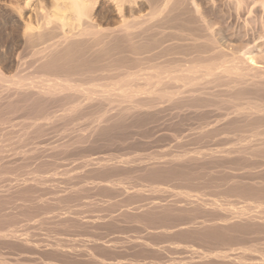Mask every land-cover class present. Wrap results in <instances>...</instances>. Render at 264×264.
Segmentation results:
<instances>
[{"label":"bare ground","instance_id":"6f19581e","mask_svg":"<svg viewBox=\"0 0 264 264\" xmlns=\"http://www.w3.org/2000/svg\"><path fill=\"white\" fill-rule=\"evenodd\" d=\"M28 1L30 2V0H27V2ZM246 1L250 2V0H237L236 9H240L244 6ZM258 1L259 0H251L250 3H247L246 6L249 8L250 14L252 12L250 9L251 6L253 4L255 5ZM50 2L52 4L50 7L53 8L54 11L53 16H55L54 18L50 17L52 25H49L50 27L44 26L41 30L37 29V27L32 29L31 27L33 26L31 25L30 28L34 30V32L32 31V33H30L29 31V34H26L28 36H26L24 42V44L27 42V46H32V48H28L33 52L31 55L36 54L37 56V61H32L38 62L37 67L40 74H38V71L37 74L39 76L32 79L23 71V73L26 74L25 77L22 76L23 73L18 75L17 72V76L14 74L13 77L15 76L18 78L6 79L4 77L5 75L0 73V133H2V135H0L3 138L2 141L0 136V141L3 142L0 143V206L3 207V205H5L4 203L8 200L9 204H13L12 202H15L17 198L18 201L19 198H22L24 201L31 202L28 200L34 199L40 191L43 193H40V196L46 199L45 192L42 191L48 190L49 193H47L46 196L51 194V197L48 195L47 199L52 198L53 200L51 201H58V205L55 203H51L50 205L48 204L50 202L47 200H40L39 198L38 200L41 201L40 203L32 199L33 202L38 203L36 205H33L32 202L30 204L25 203L21 201V199L20 202L22 203H19L20 206L13 204L12 210L15 207H20V209H22H19L20 211L14 209L15 214L16 212H22L25 214L24 218L27 217L26 219L30 221L32 218H37V213L42 214L46 210L51 211V209L49 208L48 210L47 207H51L52 209L54 207V211H56V209L60 207V200L63 199L69 198L68 200L73 202V208L75 209V207H77L74 212H77V210L80 211L78 209L79 207L83 210V208H86L85 202H83L84 205H82L81 201L76 202L75 200L74 202V200L70 198L80 199L82 196L81 198L83 199L86 195L83 197L84 194L82 195V193L88 190H97L93 191V195L96 192L98 193V190H101V192L107 191L105 195H102V200L104 196H106V199L110 197L107 196L109 193L113 196L116 194V196L115 198L111 196L112 199H105V202L101 200L105 215L106 212L111 211L112 205L115 207V203H118L117 206H121V210L118 209L120 210L119 213L117 212L118 214L114 211L117 217L131 218V220H134L132 218L138 217L134 220L137 221L138 225H141L138 219H144L145 222H142V225H145V229L141 225V230H138V232L141 233L143 230L145 236L143 233L142 237L138 236V232L134 235L135 237L137 236V239L133 236L130 237L131 234L125 236L126 234L124 235V233H122V228L125 227V231L127 232L128 227L122 224L121 221V223H116V221L115 223L117 225H124L123 227L120 225V230H117L116 233L114 232L115 235L121 234V236H114V238L103 240L102 237L106 235L105 238H107L109 236L105 234L107 233L106 231L109 228V224L108 226H103V224L107 225L108 221H110V223L113 221L111 220L113 212L110 215L111 217L108 215V218L104 217L105 219L101 213L97 212V217L102 216L101 218L105 220V222L101 220L103 223L102 225H99L101 222L95 219L97 217H91L95 215L92 211H99L98 209H92L94 205H96L95 208L98 207L102 209L100 205L97 206V202H95L94 205L91 203L95 200H92V197L98 195L96 193L94 196L91 195L92 197L89 196L90 203L89 201L87 202L92 207L91 210L88 206L87 209H85L88 213L85 212V210H83V215H80V213L78 215L77 213L80 218L81 216L86 218L87 214L90 216L91 211V216H88L86 220L74 217L73 215H76L74 212L71 213L73 216L71 217V215H69L71 205L68 207V204L66 207L69 211H66L65 214L57 212L58 210L56 212L53 211L54 214H52L50 218L59 220L57 223L61 225L60 231H58L59 238H56L57 235L53 233L55 237L53 240H49L48 237L39 239L38 236L36 237V231H31L32 235H29L30 228L35 230L36 227H33H38V224L45 222V218H47L48 215L47 217L44 215L45 218H37L38 220H33V222H28L27 220L23 222L18 214H16L18 217L14 214L17 217L15 221H17L19 225L17 223L15 225L19 226L18 228L15 226L9 228L7 225L4 226L3 223L0 222L2 224V229L0 230V246L2 249L7 247L9 251V248L20 251L19 253L13 254L9 252L13 257L0 258V264H40V262H38L40 260H49L51 262H41V264H59L60 261H69L71 264L73 262H84L85 264H264V67H262L263 65L260 67V64L257 65L256 63L257 61L263 60V58L256 61V59L253 60L254 57L252 55L246 58L236 51L227 50L226 46H223L222 43L215 38L213 35L214 31L212 32L211 30L212 28L209 27L207 23L205 24V17L203 16L204 19L203 17L201 18L202 15L200 16V14L197 13V10L194 8L195 3L193 4L192 0H51ZM241 2L244 3L242 4ZM98 3L102 4V13L98 10V12L94 11ZM260 6L263 9L264 0L260 2ZM36 9L38 10L39 7ZM44 10L45 9H43V11ZM106 14L107 17L114 16L112 21L114 18L116 20L113 21V23H109L110 17V19L107 20L108 23H105L102 20L107 18ZM37 15H35V18ZM40 16L43 17L41 13ZM103 16H105V18H103ZM48 19L46 22L44 20V22L47 23ZM67 23L70 24L66 25ZM72 24H74V28H72ZM249 24H251V22ZM27 25L28 24L25 26ZM64 25L71 29V31H69L65 27L67 29L66 32L69 31V34L63 31ZM35 28L37 30H35ZM72 29H74V31H72ZM47 35L49 38L46 37L47 39L45 40L44 37ZM36 45L40 46L37 48ZM20 56H18L17 59ZM22 69H24V66ZM48 74H52L54 77L52 75L49 77ZM55 105L61 106L59 112L55 110ZM18 112L19 114H25L28 118L31 116V120L29 119L30 121L27 122H24L26 120L18 122L17 124L20 125V128H18L19 131H15L13 128L17 120H14L22 118V116L21 118L18 117ZM15 113L17 117H11V115H15ZM87 115H90L91 118H87V121L92 124V126L89 124L90 128L85 126L87 125V121L84 122L86 120L84 117ZM79 116L84 118L82 119L84 121L81 120L83 124L85 123L83 127L90 130V133L87 130L88 137L82 134L84 131L76 132L72 129L74 128L73 126H70L71 129L68 126L69 132L74 131L75 133L71 132L73 135H71V141L65 142L66 138H64V136L66 129H63L64 125H67L65 122H76L78 124L80 123L77 119ZM57 120H59V122L60 120H64V122H61V127H63L59 132L61 134L63 133L61 131H64V135L61 134L57 136L58 132L55 133L56 135H51L50 133L52 132L53 134L55 132L50 129L55 126ZM153 120H156L154 122L155 124L158 120L157 126L159 125V130L156 126L153 130L157 129V134L160 131V135L155 136L157 140L154 143L159 147L162 145V143L158 141L159 138H157V136H160L164 141V148L158 147L159 150L161 149L162 151L160 150V152H158V148H156L155 153L153 152L154 155L146 156L145 154L147 153L145 152H138L139 154H137L129 150L132 154L134 153L138 156L133 157L128 151L129 153L127 154H130V156L125 159L123 158L125 156H121V154H124L122 151L118 156L120 159H118V157H114L117 156L116 153L114 154L111 152L114 154L112 155L110 151L106 152L109 148L102 147L106 154L103 152L97 155L93 153L95 150L91 152L92 149L86 148L88 146L85 144V138H87L90 143L89 137H92V140L97 137L95 140L97 142L98 137L101 138L102 136L103 138V135H107L109 132L111 133V131L114 132V129L116 131L117 129L121 130L123 126L126 127V124L129 125L125 130L129 129L130 131L132 126V132L135 131L133 127L136 128V125L143 122L146 124ZM74 123L71 125H74ZM149 126L153 128L152 125ZM77 127L78 126L75 128ZM83 127L79 129L82 130ZM136 130L137 131L133 133H141V131H138L139 129ZM56 131L58 130L56 129ZM48 132L51 136L60 137L59 139L55 137L58 143H61V139H64V143L58 146H52L53 144L50 143L52 145H49V147L47 145L48 140H46L47 146L45 147L43 145L44 149L38 148L40 147L38 144L29 147L33 142L34 144L39 142L37 137L40 139L42 138L41 136L48 134ZM126 132L127 131H124V134ZM131 132H127L126 134H130L131 136ZM126 134L125 136L119 135L125 138L128 136ZM31 135H33L35 139L30 138V141L36 140V142L33 141L27 148H23L22 143L28 139V136L31 137ZM115 137L118 139L117 136ZM115 137L112 139L115 140ZM136 138L137 137H135L134 140ZM144 138H146V140L148 139L147 134ZM139 139H137L138 143L141 141ZM125 140L123 141V139H121L118 144H125L126 148L129 144V140H131L133 144L136 143V140L133 142L134 140L132 138H128V141L126 140L127 142H125ZM149 140L151 141L153 138L147 140L150 146L152 141L149 142ZM95 141L93 140L92 144H94ZM82 142L85 144L83 145L84 148H82ZM99 142L103 143V141L100 140ZM144 142L146 141L144 140ZM86 143H88L87 140ZM110 143H112L111 140L107 145L109 146ZM143 143L142 141L140 142L143 147L141 145H135V151H137L139 147H147L149 149L147 143L146 145L145 143L143 145ZM118 144H112V147H119ZM133 144H131L130 147H132ZM155 144L153 146H155ZM55 145H57V143H55ZM72 145H75L72 150H79L81 148L85 151L86 148V151H89L87 153L88 156L92 154L86 159V156L84 157L86 154H82L79 159L77 158L79 155L77 156L78 153L76 151V158L80 160H78V162L75 160L76 158L69 153L73 160L69 161L68 158V163L71 162L72 164L75 160V163L78 162L75 165L78 164V167L80 166L77 168L79 170L78 172L82 170V173H80L84 174L83 169L84 171L86 170V172L89 173V176L86 173L89 178L91 173L94 172L93 174L95 175L91 176V178L94 177V180L98 179L95 178V176H98L96 173H98L100 175L98 180L100 181H91L90 183L89 181L91 179L88 178L84 179L89 180L88 183L85 182L84 184L83 179H80L79 181H82L78 184L79 182L77 179L81 174L77 173V169H75L76 171L73 170L75 167L73 166L74 164H72V173L74 174L75 172L76 174L73 176V174L71 175V171L65 170L67 167L66 161H57L55 160L57 158H52L55 157L53 155L50 159L47 158L49 154H56V156L59 154L66 155L68 151H71L70 147H72ZM95 147L97 148L99 146L96 145ZM123 147L124 146H122V148ZM130 147L128 149H130ZM117 149L119 150L120 147ZM117 149L115 150L117 151ZM176 149L178 151L173 153ZM99 150L100 149L97 150L98 153ZM117 152L119 153V151ZM43 153H49L47 157H45L47 159L43 158V160L40 158L44 155ZM140 153L146 157L152 156L151 158H153L154 156L158 158V160H151V158L145 160V157L144 160H140ZM161 153L163 154L162 157L160 155L157 156V154ZM62 156H60V159H62ZM143 156H141V158ZM166 156L168 157L164 158ZM138 160H140L139 163L145 161V164L148 163L147 160L150 161L146 165H130L132 162ZM32 163H36L35 167ZM141 164H143V162H141ZM30 165H32V169L30 168L31 170L26 167ZM46 165H48L49 169L50 167L54 169L51 168L50 171H53L50 174L44 175L43 172L45 171L42 172V170H45ZM226 165L227 167L230 165L234 172L232 169H229L230 171L224 170V174H222L219 169L218 174L215 171L212 172V175L214 173L218 175L216 178L215 176L206 174V172L210 173L211 171L206 168L224 166L222 169H225ZM82 166L83 169H81ZM86 166L89 167L88 170L85 169ZM133 167H136L138 170L134 171ZM227 167L226 169H228ZM20 168L24 169L22 170L24 171V175L27 171L28 174L31 175L27 176L26 173L25 177L24 175L20 177L22 175ZM129 168H131V170H129ZM197 168L203 169L200 172L201 177L199 174L195 175L198 176L199 180L202 178L203 182L200 183L197 177L195 179L194 176H192L193 173L197 171ZM13 169H19L20 173L17 172L16 174H12ZM55 169L57 173L60 172L58 170H61L62 176L60 177L59 175L60 178H58V181L59 179L61 180L59 183L55 177L58 175L55 174ZM120 170H127L128 172H120ZM132 170L135 172L134 178L132 176ZM205 170L206 172L204 173ZM11 171L12 173L10 174ZM7 173L10 175H7ZM124 173L125 176L129 173L126 176L128 181H130L131 176V178L135 179L136 173H138V175H142L145 178L141 177L143 178L141 181L146 180L148 182V177L150 179H157L158 177H162L163 179V177H167V180L158 178L153 181L156 180L155 182H160L162 180L161 182L166 183L172 181L171 187L170 185L168 187L175 190H178L179 186L181 188H183L182 186L185 187L184 190L175 191L166 187V184L164 185L165 187H161V185L163 186L164 184L161 183L155 184L158 186L153 185L154 187L149 185V190L148 186H145V184L142 186L141 184L138 185V187H144L142 189L133 188L130 187L133 185L132 182L135 183V180L140 182V177L139 179L136 178L134 181H131L130 185V183L125 180V176H123ZM119 174L121 176H119ZM201 174L205 175V181L204 176ZM101 175L106 176V178L101 177ZM109 175L111 177L114 175L118 179L114 177L115 180L109 181L107 180V176ZM168 176L171 177L168 179ZM176 176L180 178H176ZM207 176L208 179H206ZM73 177L74 179H72ZM84 177L85 175L81 178ZM120 177H122V179H120ZM223 177H225V179ZM180 179H182L184 183ZM71 180L75 181L72 182ZM174 180H179V186ZM191 180L194 181L193 184L196 185L195 188H197V185H201L203 187L201 190H204L206 185V193L211 191V187L214 189L217 186L214 181L218 180L217 183H220V185L215 188V192L212 189V192L219 194L220 192H216V190L219 189L218 191H221L220 188L225 186L222 190L224 198H228L231 192L238 193L239 195L241 194V198H246L247 196L248 198L245 200L242 198V202L239 201L241 200L240 196H236V198L233 199L234 201H230V199L221 201L220 198H222L221 196L223 195L220 197L216 195V198L214 195L210 194L212 192L209 193L210 195L199 194V190H197V192L195 191L196 189L193 190L197 194H193L190 192L193 185L190 183ZM220 180L227 181L225 183ZM49 181H54L51 184L53 186L54 183H61V190H56L55 187L53 188L52 186L46 185V182L50 184ZM64 181H71L72 185L70 183L67 185ZM122 181H127L129 186L126 185L127 182L123 185ZM180 181L182 182V186ZM206 182H208V184ZM213 182L216 186L213 185ZM174 183L177 189L172 188ZM211 183L213 186L210 187ZM222 183L223 185H221ZM136 186L137 185L134 187ZM13 187H15L14 190L12 189ZM63 187H65V189H63ZM67 187L69 189L68 191ZM186 190L190 191L188 192ZM10 191L13 192V194H11ZM61 191H63V194L60 193ZM146 191H149L150 194H147ZM200 193L202 192L200 191ZM9 194L11 196L13 195L12 200L15 201L10 200L11 197ZM16 194L18 197L15 199ZM164 194L168 197L172 196V199L170 198V201L162 200L167 199L164 197ZM227 194L228 196H226ZM52 195H54V198ZM117 195H120V197L123 196L122 199L125 200L122 201L125 204L121 202L122 205H120L117 201L120 197ZM156 195L162 196L156 199ZM132 197L135 203L138 202L136 197L148 198V200L145 201V199H142L144 204H142L143 201H139L140 203L137 204L140 205L136 206L134 202H129ZM116 198L117 202L113 200ZM150 198H154L153 200L157 202L151 200L152 202L148 205ZM237 198H239L238 201ZM158 200H161V202ZM107 203H109V205H107ZM126 203H128L127 207ZM130 203L135 206L129 208L128 206H130ZM52 204L57 205V208ZM63 204L65 205V203ZM236 204H239V206H236ZM104 206L110 207H105V209L108 208V210H105ZM122 206L125 208H122ZM2 207H0V209ZM67 208L65 209L67 210ZM41 209L45 210L40 212ZM61 209L62 208L59 210ZM64 211L65 210H63V212ZM7 213H9L7 215L8 221L4 223L6 224L8 222L12 225V223H10L12 219L9 220L12 213H10V210ZM31 213H34L35 216L29 215ZM48 213L49 212H47V214ZM66 214L70 217H64ZM180 216L181 218L183 217L182 219H184L185 222L180 223L179 221L182 219L178 218L180 219L178 221L176 218L177 222L175 223L172 217ZM117 217L113 219L120 220ZM157 217L160 220H155ZM167 217L173 220V222H168L170 226L168 224L163 226L164 223L162 220L167 219ZM146 219L157 223L156 226L149 221L150 226H152L150 227L149 224H146ZM15 221L12 220L11 222L14 223ZM21 221L24 224H22ZM48 223L50 227L52 221ZM160 223L161 226H158ZM66 224H68V229L71 228V230L68 231L67 229L66 231L68 234L71 233L69 236L64 232V234L60 233L61 228L65 229ZM74 224H76L75 227ZM54 225L55 224H53V227ZM62 225H64V227H62ZM80 225H87V227H84L89 231L85 230L87 231L85 232L82 230L83 226L79 227ZM94 225L98 227L101 226L102 228H100V230L102 231L103 227L108 228L105 229L106 231L103 234V232L98 233L97 230L99 229L93 227L96 233H91L92 226ZM147 226L150 228H147ZM3 227L5 228L3 229ZM49 227H45V229H49ZM27 228H29V230ZM58 228L59 226H57V229ZM72 228H78V232H83V235L80 234V238H78V235L77 237L73 236L76 235L77 230L74 229L75 234H73ZM26 229L28 233L24 231ZM112 229L115 230L113 223ZM136 229H138V226ZM54 230L55 228L53 231ZM47 231L46 235L50 234V229ZM108 232L113 231L108 230ZM117 232L121 233L117 234ZM86 233H91L90 236L92 235V238H90V236L85 237L84 234ZM96 234L101 237L93 236ZM108 234H111V236L113 235L112 233ZM42 235L46 236L44 233ZM42 235L40 236L43 237ZM61 236L63 238H61ZM123 236L124 240L119 239L120 241H117L121 246H118V243L116 245V241L114 240L116 238H122ZM125 237L127 239L129 238V241H127L128 244H124L123 246L121 243H124ZM138 237H140V239H138ZM173 237V241L168 242V240L171 241ZM181 238L182 240H180ZM249 239L254 243L247 242ZM245 240L248 246L244 244ZM199 241H203L200 243V246L203 243L204 246L197 249L198 247L195 242ZM204 241H207L208 245ZM211 243H215L220 247L224 246L223 244H227V246L235 244V247L224 248V246L219 250L215 244L209 246ZM218 243L222 244L218 245ZM237 243L244 245L238 246ZM257 243L259 245L260 243L261 245L263 244V247L261 245V247H259ZM205 246H209L211 251L208 249V252L203 251L204 249L206 250ZM212 248H215V251H212ZM128 250H131V252ZM114 252H116L117 256H120V252L123 254L128 252L129 254L131 253L132 257L124 258V255H121V258L124 259H117L118 257L112 260L109 259ZM100 253L103 255L107 253L106 255L110 254V256L108 258H103V255ZM165 253H172L175 256L173 257L166 254L168 256L166 259ZM4 255L8 256L6 254ZM39 256H42V258ZM114 257L116 256L114 255ZM49 258H55L54 260L59 262H53Z\"/></svg>","mask_w":264,"mask_h":264},{"label":"rangeland","instance_id":"374dc122","mask_svg":"<svg viewBox=\"0 0 264 264\" xmlns=\"http://www.w3.org/2000/svg\"><path fill=\"white\" fill-rule=\"evenodd\" d=\"M51 0H30V2L28 1L27 2V0H0V73H2V75H5L4 77L6 78V79H13V78H18V77H15V76H17V72H18V75H20V73H23V71H24V73H27L28 74V77L30 78H35L36 76H39L38 74H40V71H38L39 69H38V62L36 63V62H34V61H32V60H35V61H37V56H36V54L35 55H31V53H33L32 52V50H29L28 48H32V46L31 45H29V46H27L28 44H27V42L24 44V42H25V38H26V36H28V35H26V34H29V31H30V33H32V31L34 32V30H32L34 27H37V29H39V30H41V28L43 27L44 28V26H49V25H52V20L50 19V17L51 18H54L55 16H53V14H54V11H53V8H51L50 6H52V4H53V1H52V4H51V2H50ZM242 1H245V0H242ZM262 0H259L258 2H256L255 3V5L253 4L252 6H251V10H252V12H251V14L249 13V8H248V6H246L247 5V3H250L251 2V0H250V2L248 1H246L245 3L244 2H241L242 4L244 3V6H242L240 9H236V6H237V0H192V2H193V4H194V8L197 10V13L198 14H200V16H201V18L204 16L205 17V20H204V22H205V24L207 23V25L209 26V27H211L212 29V32H213V35L215 36V38L216 39H218L221 43H222V45L223 46H226V49L227 50H229V51H236V52H238V53H240L241 55H244V57H246V58H249L251 55L254 57H251V58H253V60L254 59H256V61L257 60H260V59H262L263 58V60H264V7H263V9L261 8V6H260V2H261ZM38 2H39V4H38ZM29 4V5H28ZM257 4V5H256ZM196 5H198V6H196ZM97 6V7H96ZM96 6H95V9H94V11L95 12H98V11H100L101 12V10H103L102 9V4L101 3H98V4H96ZM138 6V5H137ZM39 7V9L37 10L36 8H38ZM49 7H50V9H52V10H50L49 9ZM35 8V9H34ZM100 8V9H99ZM198 8V9H197ZM43 9H45L44 11H43ZM47 9V10H46ZM98 10V11H97ZM239 11V14H238V11ZM37 13H38V15H37ZM40 13H41V15L43 16V17H41L40 16ZM46 14V15H43V14ZM102 13V12H101ZM51 14V15H50ZM105 14V13H104ZM35 15H37L36 16V18H35ZM99 15H100V13H99ZM252 15V16H251ZM48 17V18H45V17ZM53 16V17H52ZM38 17V18H37ZM106 17H107V14H106ZM110 17H111V19H110ZM114 17V16H113ZM112 16H108L107 18H105V16H103V18H105V19H103L102 21H104L105 23L107 22L108 23V21L107 20H109V23H113V21H115L116 19L114 18L113 19V21H112V18H113ZM204 17H203V19H204ZM33 18V19H32ZM42 18H44V19H42ZM48 19V21H47V23H45L46 22V20ZM44 20H45V22H44ZM54 20V19H53ZM29 21H31V22H29ZM36 21V22H35ZM41 21V22H40ZM255 21V22H254ZM49 22V23H48ZM251 22V24H249ZM30 23V24H29ZM34 23H35V25H34ZM44 23V24H43ZM26 24H28L27 26H25ZM40 24H42V25H40ZM70 23H67L66 25H69ZM33 26V27H31L30 28V26ZM38 25V26H37ZM73 25L74 24H72V28H74L73 27ZM211 25V26H210ZM41 26V27H40ZM76 26H77V24H76ZM39 27V28H38ZM45 27V28H46ZM50 27V26H49ZM48 27V28H49ZM69 30V31H71V29H69L68 28V26H65L64 25V27H63V31H65V33H67L68 32V34H69V31H67L66 32V28ZM78 27V26H77ZM77 27H75V28H77ZM71 28V27H70ZM26 29V30H25ZM36 28H35V30H37ZM65 29V30H64ZM214 29V30H213ZM26 32H25V31ZM75 30H77V29H75ZM72 31H74V29H72ZM23 35H24V37H23ZM217 36V37H216ZM262 36V37H261ZM46 37H48L49 38V36L47 35V36H45L44 37V39L46 40L47 38ZM258 38V39H257ZM22 41V42H21ZM41 45V44H40ZM40 45H36V47L38 48ZM24 46V47H23ZM35 48V47H34ZM37 48H35V49H37ZM34 49V50H35ZM232 49V50H231ZM29 50V51H28ZM238 50V51H237ZM31 51V52H30ZM18 53V54H17ZM244 53V54H243ZM16 55H18V56H20L18 59H17V57L18 56H16ZM247 55H248V57H247ZM25 56H26V58H25ZM36 59H35V58ZM31 58H33V59H31ZM263 60H260V61H255L256 63H257V65H259L260 64V67L262 66V67H264V61ZM25 61H26V65H25ZM24 62V63H23ZM23 63V64H22ZM20 64V65H19ZM28 64V65H27ZM30 64V65H29ZM20 66V67H19ZM24 66V69H22V67ZM33 66V67H32ZM18 68H20V69H18ZM18 69V70H17ZM22 69V70H21ZM17 70V71H16ZM21 70V71H20ZM33 70H34V72H33ZM28 71V72H27ZM30 71V72H29ZM37 71H38V74H37ZM23 73V77H25V75L26 74H24ZM15 74V76L13 77V75ZM50 75H52V74H48V76L50 77ZM53 77H54V75H52ZM27 77V76H26ZM27 77V78H28ZM52 78V77H51ZM101 81V80H100ZM83 82V81H82ZM57 106H59V107H57ZM57 107V108H56ZM52 109V108H51ZM54 109V108H53ZM59 109H61V106L60 105H55V110H58L57 112H59ZM111 111V110H110ZM18 114V117L19 118H21V116H22V118L21 119H15L14 121H16V123H15V126H14V130L15 131H19V129L18 128H20V125L19 124H17L18 122H23L24 120H26V121H24V122H27V121H30L31 119H30V117L28 118V117H26V115L25 114H23V113H20V114H23V115H20L19 114V112L17 113ZM25 115V116H24ZM28 116V115H27ZM11 117H17L16 116V113H15V115L13 114V115H11ZM24 117H25V119H24ZM82 116H79V117H77V119L80 121V123H74V122H65L67 125H64V124H62V125H64V127H63V129L65 128L66 129V132H65V136H64V138H66L65 139V142H70L71 141V138H72V134H71V132H74V131H76V132H80V131H84V132H82V134H85L87 137H88V132H87V130L88 129H85V127H83V125H85V123L83 124L82 123V121H84V120H82V119H84V118H86V120L84 121V122H86L88 119L87 118H89V119H91L90 118V115L88 116H85L84 118H81ZM23 119V120H22ZM30 119V120H29ZM77 120V121H78ZM82 120V121H81ZM91 121V120H90ZM156 120H153L152 122H149V123H146L145 124V122H143V123H141V124H138V125H136V128L135 127H133V130H135V131H137L136 129H139L138 131H141V133L140 132H137V133H133V132H135V131H132L131 132V130H132V126H131V130L129 131V129L128 130H125V128L127 127L128 128V125L129 124H126V127H120L121 128V130H119V129H117V131L114 129L113 131L114 132H112L111 131V133L109 134H107V135H103V138H102V136H101V138L100 137H98V140H97V142L98 143H100L99 142V140L100 141H103V143H100V144H98L95 140L97 139V137L96 138H94L93 140L97 143H95L94 142V144H96V145H98L99 147H97L98 149H100L99 150V153H98V149L95 147V146H93L94 144H92L93 143V140H92V137H89L90 138V143H89V140L87 139V138H85V144H86V146H88V147H86L87 149H92L91 150V152H93L94 150L96 151H94L93 153L95 154L96 153V155L97 154H100V153H103L105 150L103 149L104 147L105 148H109L108 150H106V152H109L110 151V154H112V155H114L115 153H116V155L117 156H114L115 158H117L118 156H119V154H121L122 153V151H123V153L124 154H121V156H125V157H123V158H125V159H127L129 156H130V154H127V153H129L130 151L129 150H131L132 152H135V153H137V154H139L138 152H145V153H147V154H145L146 156L147 155H154V153H155V150H156V148H158L159 146H157V144H155L154 142L157 140L156 139V135H160L159 133H160V131H159V133L157 134V129L156 130H153V129H155V126L156 127H158V130H159V125L157 126V124H158V120H157V122H156V124L154 123ZM61 122H64V120H60V122H59V120H57L56 122H55V126L54 127H52L50 130L51 131H55L53 134H52V132H50L51 133V135H54L55 133H57L58 132V135L57 136H60L61 134H63L64 135V131H61V132H63V133H59L60 132V130H62V127H61ZM57 123H59V124H57ZM72 123H74V125H71ZM82 123V124H81ZM77 124V125H76ZM87 125H85L87 128H90V125L92 126V124H91V122H89V121H87V123H86ZM90 124V125H89ZM155 124V125H154ZM22 125V124H21ZM82 125V126H81ZM149 125H152L153 126V128H151V126H149ZM68 126H69V128L71 129V127L73 126L74 128H72L74 131H71V132H69L70 130H68ZM71 126V127H70ZM76 126H78L77 128H75ZM148 126V127H147ZM80 127H83V129L81 130V129H79ZM130 127V126H129ZM146 127V128H145ZM147 128H149V129H147ZM56 129L58 130V131H56ZM64 129V130H65ZM78 129V130H77ZM28 130V129H27ZM50 130H48V131H50ZM68 130V131H67ZM127 131L128 133H132L131 134V136H130V134L128 135V134H126V135H128L127 137H125V138H123L122 136H120V135H123V136H125V134H124V131ZM30 131V130H29ZM89 131V133H90V130H88ZM122 131L123 132V134H122V132L120 133V132ZM143 131V132H142ZM146 131V132H145ZM1 132V131H0ZM145 132V133H144ZM67 133V134H66ZM68 133H70V134H68ZM75 133V132H74ZM73 133V134H74ZM141 135V137H140V135ZM1 135H2V133H0ZM120 134V135H119ZM133 134H134V136H133ZM136 134H138L139 135V137H140V139H139V137H138V135H136ZM144 134V135H143ZM147 134V137H148V139H150V138H153V140H149V142H151L152 144L154 143L155 144V146H153L152 144V146L150 147L149 145H148V139L146 140V138H144V136ZM0 135V136H1ZM47 135V136H46ZM49 132H48V134H45V135H43V136H41L42 138H40L39 139V137H37V140H39V142L41 141V143L39 144V142L38 143H35L34 144V142L33 141H35L36 142V140H32V142H33V144H31L30 145V143H32L31 141H30V138H34V136L33 135H31V137H29L28 136V139L25 141V142H23L22 143V147L23 148H27L29 145V147H31V146H35L36 144H38V145H40V147H38V148H43L44 149V146L46 147L47 145L49 146V145H52V146H58V145H60V144H63L64 143V139H61L60 140V142L61 143H58V141H57V139H59L60 137H57V136H51V135H49ZM56 135V134H55ZM66 135H68L69 136V138H68V136H66ZM72 135V136H71ZM106 136V137H105ZM112 136H117L118 137V139L115 137V140L114 139H112V138H114V137H112ZM133 136V137H132ZM47 137V138H46ZM51 137H53V138H51ZM55 137L57 138V139H55ZM109 137V138H108ZM135 137H137L135 140H136V143L135 144H133L132 142H131V140H129V144H128V146L125 148V144H123V145H121V144H118L119 142H120V140L121 139H123V141L126 139H130V138H132L133 140H134V138ZM154 137H155V139H154ZM62 138H63V136H62ZM143 138H144V140L146 141V142H144V140H143ZM157 138H159L158 139V141L159 142H161L162 143V145H160L161 147H159V148H162L163 147V144H164V141L160 138V136H157ZM35 139V138H34ZM50 139H51V141H50ZM117 139V140H116ZM137 139H139V140H141L142 141V143L144 142L145 143V145H146V143H147V146H149V149L146 147V148H141V147H139V149H137V146H136V149H137V151H135V145H141L140 144V142L141 141H139V143H138V141H137ZM1 140L3 141V138H2V136H1ZM46 140H48V144L46 143L47 141ZM86 140H87V142L89 143H86ZM110 140L112 141V143H110L109 144V146L107 145V143L108 142H110ZM125 140V142H127ZM135 140L133 141V142H135ZM161 140V141H160ZM2 141H0V143H3ZM30 141V142H29ZM54 141V142H53ZM113 141H115V142H113ZM107 142V143H106ZM122 142V141H121ZM50 143H52V144H50ZM55 143H57V145H55ZM83 144H81L82 146L83 145H85L84 144V142H82ZM118 144L119 145V147H120V149L118 150L117 148H119V147H112L114 144ZM144 143H143V145H144ZM47 144V145H46ZM113 144V145H112ZM131 144H133L132 145V147H130L131 146ZM37 145V146H38ZM44 145V146H43ZM92 145V146H91ZM73 146H75V145H72V147H70L71 148V151H68L67 153H68V156H67V153H66V155L65 154H59V155H57L56 156V154H49V153H47V154H44V155H42V157H40V158H45V157H47V155H48V159H50V157H52V155L53 156H55V157H52V158H57V159H55V160H57V161H59V160H63V162L64 161H66L67 163V167H66V169L65 170H68V171H71V175L73 174L72 173V171L74 170V171H76L75 169H77V168H79L78 167V164L77 165H75L76 163H78L80 160V157H81V155L82 154H86V155H84V157H85V159L86 158H89L90 156H91V154H90V156H88V152L89 151H86V148H85V151L84 150H82L81 148V150L79 149H77V150H72V148H73ZM81 146V147H82ZM122 146H124L123 148H122ZM142 146V145H141ZM50 147V146H49ZM92 147V148H91ZM103 147V148H102ZM130 147V149H128ZM143 147V146H142ZM82 148H84V146L82 147ZM132 148H134V149H132ZM159 148L157 149V151L158 152H160V150H159ZM164 148V147H163ZM162 148V149H163ZM111 149V150H110ZM113 149V150H112ZM115 149H117V151H119V153L115 150ZM123 149V150H122ZM154 149V150H153ZM102 150V151H101ZM115 150V151H114ZM121 150V151H120ZM126 150V151H125ZM144 150V151H143ZM149 150V151H148ZM173 150V149H172ZM76 151H77V156H76ZM82 153H81V152ZM129 151V152H128ZM152 151V152H151ZM162 151V150H161ZM176 151H178L177 149L176 150H174V152L173 153H175ZM180 151V150H179ZM45 152H47V151H45ZM74 152V153H73ZM111 152H113V153H111ZM132 152H130L131 153V155H133V157L135 156V157H137L136 156V154H132ZM148 152H150V153H148ZM154 152V153H153ZM158 152H156V153H158ZM172 152V151H171ZM69 153H71V155L72 156H74L75 158L77 157V158H79L78 160H77V158L75 159L76 161H78V162H76L75 163V160H74V162L72 163V164H74L73 166H77L76 168L74 167L73 168V170H72V164H71V162L70 163H68L70 160H73L72 159V157H71V155H69ZM104 154H106L105 152H104ZM126 154H127V156H126ZM141 154V153H140ZM64 157H63V156ZM158 155H160L161 157H162V153L161 154H157V156ZM60 156H62L61 158L62 159H60ZM94 156V155H93ZM108 156V155H107ZM110 156V155H109ZM120 156V157H121ZM141 156H143V154H141V155H139V158H140V160H144V157H145V160L146 159H148V158H151L152 156H148V157H146V156H143L142 158H141ZM160 157V158H161ZM168 156H166V157H164V158H167ZM47 158H45V159H47ZM69 158V161H67V159ZM122 158V159H123ZM159 158V159H160ZM65 159V160H64ZM82 159H84V158H82ZM118 159H120L119 157H118ZM131 159V158H130ZM152 159H154V160H158V158H155L154 156H153V158H151V160ZM162 159V158H161ZM44 160V159H43ZM140 160H138V161H134V162H132L130 165L131 166H134L135 164H140V165H146V164H148L149 163V161L150 160H147V162L148 163H146L145 164V161H141V162H143V164H141V162L139 163V161ZM165 160V159H164ZM34 162H36V161H34ZM38 162H39V159H38ZM62 162V161H61ZM35 164L36 163H32V165L35 167ZM32 165H30V166H26L27 167V169L29 168V170H31L32 169ZM69 165V166H68ZM71 166V167H70ZM229 167H227V165H226V167L228 168V169H226V167H225V169H222V167L224 168V166H220V167H213L214 168V170H213V168L212 167H209V168H206V169H208V170H211L210 171V173L209 172H206V170L204 171V173L206 172V174L207 175H212V172H217V174H218V172H219V169H220V172L222 173V174H224V170L225 171H228L229 169L231 170L232 169V171L234 172V170H233V168L230 166V165H228ZM33 167V168H34ZM40 167V166H39ZM46 168H45V170L43 169V166H42V172L43 171H45V172H43L44 173V175H46V174H50L52 171H50V169L51 168H53V167H50V169H49V167H48V165H46L45 166ZM31 168V169H30ZM41 168V167H40ZM39 168V169H40ZM68 168V169H67ZM88 168L89 167H85V169H87L88 170ZM132 168V167H131ZM131 168H129V170H131ZM134 168V171L135 170H138L136 167H133ZM136 168V169H135ZM26 169V170H27ZM38 169V170H39ZM54 169V168H53ZM81 169H83V166L81 167ZM128 169V168H127ZM15 170V171H14ZM22 170H24L23 168L21 169L20 168V171H21V176L20 177H22L24 174H23V172L24 171H22ZM47 170V171H46ZM61 170H62V168H61ZM61 170H58V171H60V172H56L57 170L55 169V174H58L57 176H55V174H54V176L56 177V179H57V181H58V178H60L61 176H62V174H61ZM201 170H203V169H200V168H197V171H199V172H195V173H193V175L192 176H194V178L196 179V177L198 178V176H195V175H198L199 174V176H200V172H201ZM218 170V171H217ZM229 170V171H230ZM12 171H13V173H12ZM11 172H10V174L12 173V174H16L17 172L18 173H20L19 172V169L17 170V169H13ZM40 171H41V169H40ZM79 170L77 169V173H82V170H80V172H78ZM121 171H125V170H120V172ZM133 170H132V172H133V175L132 174H130V175H132L133 176V178H134V175H135V172H134ZM140 172H142L141 170H139ZM231 171V172H232ZM237 171V170H236ZM39 172V171H38ZM83 172H84V174H81V176L79 175V178L77 179L78 180V184H80L81 183V181H79L80 179H83V182H84V184H85V182L86 183H88V181L89 180H84V179H88L89 177V173H87L86 172V170L84 171V169H83ZM126 172H128L127 170L125 171V173ZM131 172V173H132ZM136 172H138V171H136ZM27 173V176L28 175H31V174H28V171L26 172ZM26 173H25V175H24V177L26 176ZM41 173V172H40ZM40 173H38V174H40ZM70 173V172H69ZM86 173L88 174V176L86 175ZM94 173V172H93ZM93 173H91V176H94L95 174H93ZM125 173H124V175L123 176H125ZM221 173H220V175H221ZM9 173H7V175H10ZM68 174V173H67ZM76 173L74 172V174H73V176L75 175ZM93 174V175H92ZM127 174H129V173H127ZM127 174H126V176H127ZM137 175L135 176V179L137 178V179H139V177H140V182H137L135 179H133V178H131L130 177V181H128V178H126V176L124 177L125 178V180H127L129 183H130V185H131V181H134L135 180V183L134 182H132V186H130V187H133V188H140V189H142V188H144V187H138V185H140L141 184V186L143 185V184H145V186H148V190L150 189V186L149 185H152V187H154L153 185H155V184H163V186L161 185V187H168L169 185H170V187H171V182L172 181H168V183H166V182H161L162 180H167V177L166 178H164L163 177V179H162V177H158V178H160V179H162L160 182H155L157 179L156 178H154V179H156L155 181H153L154 179H150L149 177L147 178L148 179V182L146 181V180H142L141 181V179H143L144 177L142 176V175H138V173H136ZM139 174H141V173H139ZM217 174H213L212 176H215V178L216 177H218V175ZM20 175V174H19ZM43 175V174H42ZM59 175H60V177H59ZM70 175V176H71ZM83 175H85V177L84 178H81V177H83ZM96 175H98V176H95V178H98L99 179V174L98 173H96ZM117 175V174H116ZM202 176H204V181H205V175L204 174H201ZM219 175V176H220ZM13 176V175H12ZM87 176V177H86ZM91 176H90V178L89 179H91L89 182L91 183V181H95V182H97V181H100V180H94V177L93 178H91ZM110 176V175H109ZM109 176H107V180H109V181H113V180H115V178H116V176H114V175H112L113 177H109ZM119 176H121L120 174H119ZM122 176V177H123ZM101 177H105L106 178V176H102L101 175ZM115 177V178H114ZM122 177H120V179H122ZM141 177H143V178H141ZM169 177H171V176H168V179H169ZM178 176H176V178H177ZM201 177V176H200ZM109 178H113V179H109ZM175 178V179H176ZM178 178H180V177H178ZM194 178H193V180H194ZM214 178V177H213ZM224 179H225V177H223ZM72 179H74V177L72 178ZM101 179V178H100ZM116 179H118V178H116ZM120 179H119V181H120ZM131 179H133V180H131ZM145 179V178H144ZM149 179H150V181H149ZM159 179V180H160ZM206 179H208V176L206 177ZM76 180V181H77ZM171 180H173V179H171ZM181 181H183L182 179H180ZM59 181H61L60 179H59ZM59 181H58V183H59ZM72 181V180H71ZM69 182V181H64V182H66V184L68 185L69 183L72 185V182H74V181H72V182ZM116 181H118V180H116ZM116 181H114V182H116ZM127 181H122L123 182V185L127 182ZM174 181H176L175 183L178 185L179 184V180H174ZM180 181V182H181ZM220 181H223V180H220ZM219 181V182H220ZM226 181L227 180H225V181H223V182H225L226 183ZM50 182V184L48 183V182H46V185H48V186H52L53 188L55 187V189L56 190H61V187L62 186H60V184H57V183H54V186L53 185H51L53 182H51V181H49ZM56 182V181H55ZM126 183V185H128L129 186V183ZM154 182V183H153ZM186 182V181H185ZM193 182L194 181H190V183L191 184H193ZM196 182V181H195ZM198 182L200 183V182H203V180H202V178H201V180H199V178H198ZM214 182L217 184V186L214 184ZM213 182V185H215L216 187H219V185H220V183L218 184L217 182H218V180L217 181H214ZM175 183H174V187L172 186V188H176L175 187ZM183 183H184V181H183ZM207 184H208V182H206ZM56 184V185H55ZM166 184V185H165ZM173 184V183H172ZM181 184V186H182V182L180 183ZM187 184V183H186ZM186 184H184V185H186ZM198 184V183H197ZM59 185V186H58ZM62 185H63V181H62ZM66 185V186H67ZM70 185V186H71ZM135 185H137L136 187H134ZM165 185V186H164ZM194 185V184H193ZM193 185H192V189H191V191L190 192H192L193 194H197V193H195V191H197V190H199V194H209L210 192H212L213 190H214V192H215V188L213 189V187H211V186H213L212 185V183H211V185H210V187H211V191H209V193H206V189H207V186L205 185V189L204 190H201V189H203V187L201 186V185H197V188H195L196 187V185H194V188H193ZM203 185V184H202ZM221 185H223V183L221 184ZM225 185V184H224ZM64 186H65V184H64ZM70 186H68V187H70ZM155 186H158V185H155ZM160 186V185H159ZM179 186V185H178ZM16 187V186H15ZM15 187H13L12 189L14 190V188ZM60 187V188H59ZM68 187H67V191L69 190L68 189ZM125 187H127V186H125ZM129 187V188H130ZM151 187V188H152ZM183 188H181L180 186L178 187V190H175V189H171V188H169V189H171V190H175V191H181V189L182 190H184V187L185 186H182ZM190 187V186H189ZM200 187V188H199ZM202 187V188H201ZM210 187H209V185H208V188L210 189ZM225 187V186H224ZM224 187H221L220 189H221V191H218V190H216V192H220L219 194H216V193H214V192H212V193H210V194H212V195H214V197H216L217 198V196H221V195H223V193H222V190H223V188ZM199 188V189H198ZM12 189H10L11 191H13ZM63 189H65V187H63ZM147 189V188H146ZM177 189V188H176ZM193 189H196L195 191L193 190ZM213 189V190H212ZM206 190V191H205ZM10 191V192H11ZM40 191V190H39ZM66 191V190H65ZM93 191H97V190H88V191H85V193L83 192L82 193V195H83V197L85 196V198H81L80 197V199H78V198H76V199H73V198H70V199H72V200H74V202H75V200H76V202L78 201H81V204L82 205H84L83 204V202H85V207L86 208H83V210H85V209H87V207L89 206L90 207V210H91V206H90V197H92V196H94L93 195ZM186 191H188V190H186ZM188 191V192H189ZM194 191V192H193ZM200 191L202 192V193H200ZM15 192V191H14ZM42 192H45V197H46V199H44V197H41L40 195L41 194H43V193H41V191L40 192H38L37 193V195L34 197V199L33 200H36V202H38V203H40L41 201V199H43V200H47L48 202H50V203H48V204H50L51 205V203H55V204H57L58 203V201H56V200H54V201H51V200H53L52 198L50 199H47V197H48V195H49V197H51V194H48L47 196H46V194L47 193H49L48 192V190L47 191H42ZM90 192V193H89ZM103 192V191H102ZM101 192V190H98V195L96 196H94V197H92V200L93 199H95V200H93L91 203H92V205H94L95 204V202H97L96 204H97V206H101L102 207V209L100 208H98V207H96L95 208V206L96 205H94V207L92 208V209H98L99 211H92L95 215H92L91 216V214H92V212L90 211V216L91 217H93V218H95V217H97L98 216V213H101V215L103 216V218L104 217H107L108 215L110 216L111 215V213L113 212V214L111 215L112 216V218H111V220H113V221H111V223H110V221H108L107 222V225L105 224H103L102 222H101V220H104V219H102L101 217L102 216H100V217H97V218H95V219H98L100 222H101V224H99V225H102L103 224V226H108V224H109V228L108 227H106V228H108V230H112L113 232H108V230L106 231L105 229L106 228H104L103 227V231L102 230H100V228H102L101 226H96V225H94V226H92V231H91V233H96V231L95 230H93V227L94 228H98L99 230H97V232L99 233V232H103V234L105 233V231L107 232V233H105V234H107V238H105V236L104 237H102V239L104 240H107V239H109V238H114V236H116V237H120L121 236V234L120 235H115V233H116V231L118 230H120V228L121 227H123L124 225L125 226H127L128 227V231L126 232L125 231V227L124 228H122L123 230V232L122 233H124V235L125 236H127V234L129 235V234H131L130 235V237H134L135 239H137V236L135 237L134 235H136L137 234V232H138V230H141V225L143 224L142 222H145L144 221V219L143 218H139L138 220H139V224L141 223V225H138V223H137V221H134V220H136L138 217H135V218H132V219H134V220H131V218H125V217H117L116 215L119 213V211L121 210V206L119 207V206H117V204L118 203H115V202H113V203H115L116 205H115V207H117V208H115V207H113V205H112V207H111V211H108V212H106V215H105V212H104V210H103V203H102V201L103 202H105V199H106V196H104V199L102 200V195H105V192H107V191H104L103 193ZM198 192V191H197ZM223 192H225V191H223ZM227 192H229V191H227ZM41 193V194H40ZM51 193V192H50ZM60 193H62L63 194V191H61ZM109 193V192H108ZM146 193L148 194H150V192L148 191H146ZM11 194H13V192H11ZM109 194H111V193H109ZM107 195V196H110V197H107V199L106 200H108V199H110L111 198V196H112V198L114 197L115 198V196H116V194H114L115 196H113L112 194L111 195ZM209 194V195H210ZM10 195V194H9ZM34 195H35V193H34ZM92 195V196H91ZM208 195V196H209ZM211 195V196H212ZM217 195V196H216ZM90 196V197H89ZM117 196H119L120 197V195H117ZM156 196H159V195H156ZM155 196V198L156 199H158V198H160V196H162V195H160L159 197H156ZM226 196H228V194L226 195ZM236 196H240V198H241V194L239 195L238 193H235V192H231V194H230V196H228V198H224V195L223 196H221L222 198H220L221 199V201H225V199H230V201H234L233 199H235L236 198ZM10 197H11V199L10 200H12V197H13V195L11 196L10 195ZM18 196H17V194L15 195V199L17 198ZM37 197V198H36ZM52 197L54 198V195H52ZM123 197V196H122ZM122 197H120V198H118V200H117V198L116 199H113L114 201H118L119 203H120V205H122V204H125L122 200H125V199H122ZM164 197L165 198H167V199H162V200H169L172 196H170V197H168L167 195H165L164 194ZM213 197V196H212ZM211 197V198H212ZM246 197V196H245ZM38 198L40 199V200H38ZM111 198V199H112ZM127 198V197H126ZM130 198V197H129ZM210 198V197H209ZM243 198V197H242ZM242 198H241V200H239V198H237V201L239 200V201H241L242 202ZM248 198V196L246 197V198H243L244 200L245 199H247ZM20 199H21V201H23V202H25V203H31L32 202V204L33 205H36V204H38V203H36V202H33V200L32 199H30V200H28V201H31V202H27V201H24L22 198H19V201H18V198H17V202L15 201V200H12V201H15V202H12L13 204H16L17 206H20V204L19 203H22V202H20ZM69 199V198H68ZM68 199H63V200H60V202H59V208H57L56 206L58 205H53V206H55V208H57L56 209V211L57 212H60L61 214H65L66 213V211H69V209L66 207V205L69 207V205H71V207H70V213H69V215H71V213L72 212H74V210L75 209H77V207H75V209L73 208L74 207V205H73V202L72 201H69ZM132 199H133V201H132ZM132 199L131 200H129V202L131 201V203L132 202H134V204H136V206L137 205H140V204H137V203H140L139 201H143L144 199H145V201H147L148 200V198L146 199V198H138V197H136V199H138V202H136L135 203V201H134V198L132 197ZM141 199V200H140ZM143 199V200H142ZM154 199V198H153ZM152 198H150V201L148 202V205H150L149 203L150 202H152V201H156V200H153ZM172 199V198H171ZM170 199V200H171ZM214 199V198H213ZM253 199V198H252ZM66 200H68V201H66ZM102 200V201H101ZM152 200V201H151ZM169 200V201H170ZM249 200V199H248ZM62 201V202H61ZM66 201V202H65ZM89 201V203H87ZM116 201V202H117ZM158 201H160L161 202V200H158ZM166 201H162V202H166ZM236 201V200H235ZM11 202V201H10ZM108 202V201H107ZM121 202H122V204H121ZM126 202H127V199H126ZM128 202V203H129ZM157 202V201H156ZM250 202H251V200H250ZM18 203V204H17ZM63 203H65V205L63 204ZM87 203V204H86ZM128 203H126V207H127V205H128ZM130 203V206H128L129 208H132L133 206H135V205H132ZM5 205H3V207L2 206H0V207H2L1 209H0V218H2V219H0V222L1 223H3V225L5 226V225H7V227H9V228H12L13 226H15V227H19V226H17V225H15L16 223H17V221H15V219L17 220V217L18 216H20V219L22 218V220H23V222H26L25 220H27L26 218H24L25 217V214L24 213H22V212H16V214H18V216L15 214V210L14 209H16V211H18L19 209H20V207H15V208H13V210H12V207H13V204H9V200L6 202V203H4ZM89 204V205H88ZM102 204V205H101ZM142 204H144V201H143V203ZM239 204H241V203H239ZM239 204H236V206H239ZM64 205V206H63ZM76 205V204H75ZM81 205V206H82ZM107 205H109V203H107ZM242 205V204H241ZM80 206V205H79ZM123 206H125V205H123ZM122 206V208H125V207H123ZM105 207H108V206H104V209H105ZM110 207V206H109ZM108 207V208H109ZM48 208V210H49V208L51 209V211H45L44 213H40V214H36L37 215V218L38 219H40V218H45V217H47V215H48V217L47 218H45V222H43L42 224H38L39 226L37 227V226H34L33 228H35V230H33L32 228H30V233H29V235H32V233H31V231L32 232H35L36 233V237L38 236V238L39 239H41V238H44V237H48V239L49 240H53V239H55V237H54V235H53V233H55V235H57L56 236V238H59L58 237V235H59V232L58 231H60V223H57L59 220H54L53 218H50L51 216H52V214H54V212H56V211H54L55 209H54V207H53V209L51 208V207H47ZM60 208H62L61 210H59ZM65 208H67V210L65 209ZM108 208H106L105 210H108ZM18 209V210H17ZM46 209V208H45ZM45 209H41L40 210V212L42 211V210H45ZM73 209V210H72ZM80 211H78L77 210V212H74V214H76L77 215V213H78V215H79V213H80V215H83V210H82V208H78ZM118 209H120V210H118ZM10 210V213H12V215H14V216H12V215H10L11 217L9 218V220L10 219H12V220H14L15 222L13 223V222H11L12 220H10V223H12V225H10L8 222L5 224L4 222H6V221H8L7 220V215L9 214V213H7L8 211ZM20 210H22V209H20ZM19 210V211H20ZM63 210H65L64 212H63ZM72 210V211H71ZM13 211V212H12ZM54 211V212H53ZM82 211V212H81ZM117 213V214H115V212ZM47 212H49L48 214H47ZM53 212V213H52ZM85 212H87L88 213V211H86L85 210ZM84 212V213H85ZM98 212V213H97ZM67 213V214H68ZM87 213H85V214H87ZM23 214H24V216H23ZM50 214V215H49ZM63 215L64 217H70L69 215ZM26 215H28V214H26ZM29 215H34V213H31V214H29ZM28 215V216H29ZM44 215H45V217H44ZM76 215H73L74 217H77V218H79V219H81V220H86L87 218H88V214L86 215V218L84 217L83 218V216H81V218H80V216H76ZM113 215H114V217H113ZM35 216V215H34ZM72 215H71V217H73ZM89 216V217H90ZM110 216V217H111ZM9 217V216H8ZM13 217H15V218H13ZM116 217L118 218V219H120V220H115L116 219ZM36 217L35 218H32V219H30V217H29V219H30V221H28V222H33V220H38ZM83 218V219H82ZM100 218V219H99ZM108 218V217H107ZM113 218H115V219H113ZM176 218L178 219V218H181V216L180 217H172V219L173 220H175V223L177 222L176 221ZM183 218V217H182ZM181 218V219H182ZM20 219H18V220H20ZM47 219H48V221H47ZM109 220V219H108ZM130 220V221H129ZM155 220H160L158 217L155 219ZM165 220H166V222H165ZM165 220H162L163 221V226H165V224H168L169 225V221L170 222H173V220H171L170 218L168 219V217H167V219H165ZM180 219H178V221H179ZM50 221H52V223H51V226L49 227V223L48 222H50ZM99 221H97V222H99ZM107 221V220H106ZM117 221V222H116ZM122 222V224H124L123 226L121 225V224H116V223H118V222ZM146 221H147V223L146 224H149V221H151L152 222V224H154V226H156V224L157 223H154V221H152V220H148V219H146ZM104 222H105V220H104ZM116 222V223H115ZM120 222V223H121ZM125 222V223H124ZM180 223L181 222H185L184 221V219H182L181 221H179ZM0 223V230L2 229V224ZM21 223H22V221H21ZM57 223V224H56ZM70 223V222H69ZM68 223V224H69ZM112 223H113V226H115V230H113L112 229ZM136 223V224H135ZM14 224V225H13ZM18 224V223H17ZM22 224H24V223H22ZM44 224V225H43ZM53 224H55L54 225V227H53ZM68 224H66L65 225V229H63V228H61V232L60 233H66V231H67V229L69 228V227H67L68 226ZM73 224V223H72ZM172 224H174V223H172ZM19 225V224H18ZM21 225V224H20ZM98 225V224H97ZM121 225V227L119 228V226ZM40 226H43V227H40ZM49 227V229H50V234H48V235H46V231L47 230H49V229H45V227ZM57 226H59V228L57 229ZM76 226V224H74V227ZM78 226V225H77ZM83 225H80L79 227H82ZM85 226V225H84ZM83 226V229L82 230H87V228H85V227H87V225L84 227ZM137 226H138V229H136L137 228ZM143 226V225H142ZM145 226V225H144ZM143 226V227H144ZM149 226H150V224H149ZM147 226V228H150V227H152V226ZM158 226H161V223L160 224H158ZM170 226V225H169ZM62 227H64V225H62ZM67 227V228H66ZM71 227V226H70ZM73 227V226H72ZM89 227V226H88ZM140 227V228H139ZM5 227H3V229H4ZM55 228V230L53 231V229ZM85 228V229H84ZM114 228V227H113ZM134 230H136V231H134ZM28 230H29V228H27ZM24 230L25 232H27L28 230ZM37 229V230H36ZM41 229V230H40ZM42 229H44V230H42ZM73 230H72V233L73 234H75V230H77L78 228H72ZM75 229V230H74ZM81 229V228H80ZM89 229V228H88ZM131 229V230H130ZM144 229H145V227H144ZM57 230V231H56ZM64 230V231H63ZM69 230H71V228L70 229H68V231ZM79 230V229H78ZM78 230L76 231V235H73V236H75V237H77V235H78V238H80L81 236H80V234L81 235H83V232H78ZM23 231V232H24ZM39 233H38V232ZM41 231V232H40ZM87 231H89V230H87ZM87 231H85V232H87ZM48 232V231H47ZM58 232V233H57ZM115 232V233H114ZM135 232V233H134ZM28 233V232H27ZM41 233V234H40ZM45 234L46 236H43L42 234ZM57 233V234H56ZM63 233V234H64ZM79 233V234H78ZM91 233H86V234H84V236L86 237H88V236H90V234ZM108 233H114L112 236H111V234H108ZM119 233H121V232H119ZM118 232H117V234H119ZM143 233V230L141 231V233L140 232H138V236H140V237H142V235L144 234H142ZM38 234V235H37ZM66 234H68V233H66ZM71 233H69L68 234V236L70 235ZM88 234V235H87ZM34 235V234H33ZM40 235H42L43 237H41ZM35 236V235H34ZM51 236V237H50ZM62 236H64V235H62ZM61 236V238H63ZM93 236H98V234H96V235H93ZM144 236H145V234H144ZM64 237H67V236H64ZM83 237V236H82ZM98 237H101V236H98ZM140 237H138V239H140ZM30 238H31V236H30ZM34 238V237H33ZM90 238H92V235L90 236ZM96 238V237H95ZM133 238V239H134ZM177 238V237H176ZM34 239H36V238H34ZM45 239H47V238H45ZM94 239V238H93ZM117 239V238H116ZM114 240V241H116L115 243H116V245H117V243H118V246H121V245H119V242H117V241H120L119 239H123L124 240V236L122 237V238H118L117 240ZM129 239V238H128ZM126 237H125V241H123L124 243H121L123 246H124V244L126 245V244H128V242L127 241H129ZM132 239V238H131ZM130 239V240H131ZM173 239H174V237L171 239V241L170 240H168V242H172L173 241ZM246 239H248V238H246ZM180 240H182V238L180 239ZM179 240V241H180ZM251 239H249V240H247V242H251V243H254V242H252V240L250 241ZM176 241V240H175ZM184 241V240H183ZM237 241H238V239H237ZM203 241H199V242H195L196 243V246L198 247L197 249H200V248H202V246H204L203 244H201V246H200V243H202ZM204 242H206V244L208 245V243H207V241H204ZM234 243H235V241H234ZM215 243H211V244H209V246L210 245H214ZM222 243H218V245H221ZM242 244V243H241ZM244 244L245 245H247L248 246V243L246 244V240H245V242H244ZM244 244H242V245H244ZM258 244V243H257ZM199 245V246H198ZM224 246H222V247H220V246H217V244H215V246H217L218 248H219V250H221L223 247L224 248H230V247H235L234 245L235 244H232V246H227V244L225 245V244H223ZM237 245L238 246H242V245H240V244H238L237 243ZM259 245V244H258ZM260 245H261V243H260ZM259 245V247H261ZM195 246V247H196ZM209 246H205V248H206V250L204 249L203 251H207V249L208 250H210L211 248L209 247ZM214 246V247H215ZM237 247V246H236ZM263 247V246H262ZM216 248V247H215ZM215 248H212L213 250L212 251H215ZM8 248L6 247L5 249L3 248L2 249V247L0 246V258H10V256H12V254L13 253H19L20 251H17V249L16 250H14V249H11V248H9L10 249V251L9 250H7ZM217 249V248H216ZM5 252H4V251ZM3 251V252H2ZM8 251V252H7ZM15 251H17V252H15ZM128 251H130L131 252V250H128ZM202 251V252H203ZM211 251V250H210ZM9 252H12V254H9ZM200 252H201V250H200ZM208 252V251H207ZM2 253H3V255H2ZM122 252H120V256H117V254H116V252H114V254L112 253L111 254V256H110V254L109 255H106L107 253H104V255H106V256H104L102 253H100V254H102L103 255V258L104 257H106V258H108L109 256V259H116L117 257V259H120L122 256L121 255H124L123 257L124 258H126V257H128V258H131L132 256H131V253L129 254L128 252H126L125 254H121ZM168 253V252H167ZM167 253H165V257H166V259H167V255H170V256H175L174 254H172V253H170V254H167ZM4 254H6V255H8V256H5ZM167 254V255H166ZM172 254V255H171ZM102 255H101V257H102ZM114 255L116 256V257H114ZM128 255H130V256H128ZM169 256V257H170ZM13 257V256H12ZM39 257H41L42 258V256H39ZM114 257V258H113ZM44 258H46V257H44ZM124 258H121V259H124ZM49 259H51V258H49ZM55 258H53V259H51L53 262H59V261H57V260H54ZM32 262V261H31ZM38 262H40V264H41V262H47V263H49L50 261L49 260H47V261H38ZM113 262V261H112ZM29 263V262H28ZM51 263V262H50ZM85 264L84 262H73L72 264ZM43 264V263H42ZM59 264H71V262L69 263V261H66V262H62V261H60L59 262ZM87 264H91V263H87Z\"/></svg>","mask_w":264,"mask_h":264}]
</instances>
